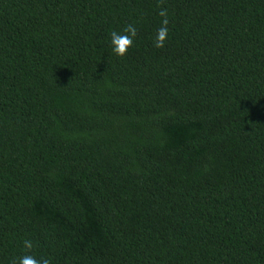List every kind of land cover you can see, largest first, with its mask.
I'll list each match as a JSON object with an SVG mask.
<instances>
[{"label":"trees","instance_id":"trees-1","mask_svg":"<svg viewBox=\"0 0 264 264\" xmlns=\"http://www.w3.org/2000/svg\"><path fill=\"white\" fill-rule=\"evenodd\" d=\"M23 255L264 264V0H0V264Z\"/></svg>","mask_w":264,"mask_h":264},{"label":"clouds","instance_id":"clouds-1","mask_svg":"<svg viewBox=\"0 0 264 264\" xmlns=\"http://www.w3.org/2000/svg\"><path fill=\"white\" fill-rule=\"evenodd\" d=\"M158 15L162 18L161 26L157 30L156 37L153 43L155 48L162 49L165 46L166 39L169 35L168 12L166 9L161 8ZM136 33V27L131 24L124 28L122 32H118L115 30L112 31L110 34V45L112 53L119 58L125 57L128 50L134 43ZM23 246L25 249L31 250L33 248V243L31 240H25L23 242ZM13 264H51V261L46 258L36 259L31 255H23L15 258Z\"/></svg>","mask_w":264,"mask_h":264}]
</instances>
